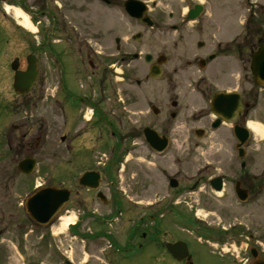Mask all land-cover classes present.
Instances as JSON below:
<instances>
[{
  "label": "flooded vegetation",
  "instance_id": "obj_1",
  "mask_svg": "<svg viewBox=\"0 0 264 264\" xmlns=\"http://www.w3.org/2000/svg\"><path fill=\"white\" fill-rule=\"evenodd\" d=\"M63 1L56 2V7L60 12H70L73 21L53 18L51 37L41 35L34 53L29 54L36 57L38 77L30 94L20 96L23 100L17 105L21 116L14 124L11 58L5 57L9 60L7 71L0 75V188L3 189L0 193H7L0 197V264H12L13 252L21 257L26 251L22 241L33 233V229L28 230L29 223L48 232L66 214L75 219L69 227V236L74 241L105 252L102 241L109 240L112 242L109 250L127 260L136 252L147 250L151 264H186L187 257L176 258L169 250L170 246L182 248L184 243L193 264L202 260L201 251L207 253L209 246H216L217 251L226 249L228 254L233 251V258H224L221 253L208 255L215 264H264V137L250 128L255 124L264 129V87L257 84L252 71L254 57L264 46V4L256 6L249 0L242 41L225 47L224 42L213 47L209 41H198L196 51L188 52L194 58L188 69L197 67V72L206 76L190 86L196 85L190 98L198 102L192 121L198 143L190 153L185 149L179 155L170 154L174 131L182 130L183 146L186 145L189 120L194 114L188 120L182 97L170 101L172 111L155 105L154 84L166 76L168 55L165 54L170 48L169 43H165L168 47H158L155 41L148 42L146 32L157 28L164 33L165 27H172L163 10L157 9L159 4L148 5V17L154 24L151 29L142 21H125L122 0ZM42 2L47 6V0H39ZM97 3L103 11L99 31L94 30L89 15ZM196 5L180 22H192L189 16ZM201 13V16L205 14L204 7ZM175 17L171 13L167 16L168 21H174ZM122 22H126L131 35L123 34L126 28ZM172 29L178 31L180 25L174 24ZM195 33L201 37L197 30ZM29 55L19 58L21 71L27 70ZM45 55L51 63V73L43 70ZM156 69L161 72L159 80L151 74ZM34 90L36 104L29 106ZM176 91L167 89L165 96L171 97ZM221 94L232 97L213 106ZM33 108L35 115L41 117L50 113L47 117L57 130L52 157L58 161L60 153L68 156L67 163L59 161L56 168L73 172L82 169L68 183H55L53 176L46 181L42 178L47 176L41 170L43 162L39 157L45 138L24 116L28 110L33 118ZM147 130L156 132L160 141L149 143ZM161 140H167L166 147L161 146ZM140 149L150 158L151 183L154 185L158 177L161 180L158 189L150 188L146 218L138 217L139 203L121 194L123 188L118 181L126 155ZM195 154L199 163H189L188 156ZM171 157L173 163H168ZM28 159L37 164L36 171L29 176L19 171V164ZM86 172L94 173L95 177L83 186L80 178ZM33 176L42 181L39 188H62L70 192L69 202L47 227L38 225L27 211L28 192L23 189L27 179ZM196 198L198 202L211 203L214 215L229 222V226L213 222L217 228L208 229L189 219L185 205ZM12 199L16 200L14 211L10 210ZM127 214L133 218L129 219L127 249L121 250L108 233L96 230L94 225L100 228ZM238 217L244 221H238ZM9 235L16 236L15 249L4 243ZM44 238L42 233L39 239ZM49 247L51 244L46 247L39 243L36 246L39 259L33 263L75 264L60 260L61 255L55 249L53 260H46ZM218 256L220 260L216 259Z\"/></svg>",
  "mask_w": 264,
  "mask_h": 264
},
{
  "label": "rangeland",
  "instance_id": "obj_2",
  "mask_svg": "<svg viewBox=\"0 0 264 264\" xmlns=\"http://www.w3.org/2000/svg\"><path fill=\"white\" fill-rule=\"evenodd\" d=\"M126 0H122L125 2ZM145 2L147 5L152 6L153 3L159 4L157 9L163 10L165 13V17L167 22L172 25L179 24L180 30L172 31V27H165L166 30H163L164 33L160 29L155 28L154 30H148L147 41H155V44L158 47H168L165 43H169L168 52L165 55H168V62L165 68L166 76L164 79H160L156 81L154 84L156 102L155 105L161 109H166L172 111L170 106V101L175 100L176 97H182L184 106H187L186 114L189 117L196 113L198 110V102L196 99L190 98V94H194V89L196 85L190 87L191 84H196V81L200 77H205V73H198V68L188 69V63L193 61V54H189L188 52H194L195 44L198 41L206 42L209 41L213 47L217 41H224L222 44L225 47L228 43L239 42L243 40L245 28L244 22L247 17V9L249 8V0H141ZM63 3V0H47V6L44 2L39 3V0H6L0 1V66L2 71L0 75L6 73L7 71V58H11V61H15L16 57H20L23 59L27 54L34 53V46L39 41L41 35H52L53 32V18L62 17L66 21H73V15L70 12H60L61 9L56 7L55 3ZM250 2L255 3L256 6L264 4V0H250ZM95 4V2H92ZM195 4H203L205 9V14L202 15L196 22H191L187 24L186 21L180 22V20H184L186 14L190 8H192ZM44 5V6H43ZM12 8V14H9L6 8ZM18 10V11H17ZM23 13L32 25L36 28V31H30L26 28L22 27L19 24V19L15 18V12ZM176 15L174 21H168V14ZM60 14V15H58ZM90 20L94 22V30H100L99 20L103 15L102 9L99 7L97 3L96 6L91 7V11L89 12ZM125 21H130L131 19L126 15L124 11ZM171 22V23H170ZM124 28H126V22L121 23ZM129 28H126V32L124 35H131V32H128ZM197 30L201 37L195 33ZM194 48V49H191ZM147 51V49L145 48ZM9 56V57H8ZM5 57H7L5 59ZM50 61L47 59L46 55L43 57V70L45 73H51L50 70ZM14 73L12 72L11 78L13 80ZM199 81V80H198ZM4 87V84H3ZM173 89H177L175 95L171 94V97L165 96V92ZM193 90V92H192ZM36 92L33 91V96L31 98V103L29 106L36 104ZM177 95V96H176ZM10 98L12 100V108H11V121L12 123H16L19 121V116H21L20 106L17 105L21 103L23 98L18 97L14 89L11 87ZM160 101H159V99ZM33 118H31V111H26L24 116L28 117V120L31 124H33L37 129H40L43 133L42 135L45 138L44 150L39 154L40 161L43 162L41 166L42 172L45 170L47 176H42V178L46 181L54 177L55 183H68L74 177H78L79 173L82 171L81 168L77 169L73 172V170L66 171V169L61 168L59 171L56 168V163L61 162L63 164L67 163L68 156L66 154L60 153V160H56L53 156V146L57 144V130L52 123L50 117H47L50 113L41 117L40 115H35V111L33 108ZM195 115H192L188 124V137L187 144L183 146L184 139L181 138L182 130L178 128L174 131L175 140L173 141L172 153H177L179 155L184 154V150L187 149V153H190L193 148H195L198 143V139L196 138L195 131ZM178 125V122L176 123ZM209 146L211 144L209 143ZM212 153V152H210ZM177 158L176 156H174ZM189 163H199L197 161V156L190 155L188 156ZM149 155L143 149L137 151V153H133L130 155H126L125 160L123 162L124 167H121V171L119 175L121 176L118 181L121 182V188H123L122 195H125L128 200L131 199L135 202H138V217H145L147 214L149 196L151 194L150 188L158 189L160 187V178L158 177L155 186L151 183L150 178V169L151 164L149 161ZM127 160V161H126ZM167 164V162H165ZM168 163H173V157L170 158ZM55 166V167H54ZM40 169V168H39ZM57 169L58 173L55 172ZM173 173V171L171 172ZM42 175V173H41ZM37 176V175H36ZM36 176L30 177L27 179V186L23 189V192H30V190L39 185L42 181L40 179H36ZM159 179V180H158ZM163 186V184H162ZM161 186V187H162ZM3 190L0 188V191ZM0 197H4L7 195L4 193H0ZM13 196L12 198H14ZM14 199H17L15 197ZM197 200V198L195 199ZM193 200H188V204L185 205L188 211V217L191 220H195L202 225L200 227H207L208 229L217 228L213 224V222L221 223V226H229V222L224 219L215 216L212 210L211 203H205L203 201L198 202ZM14 201L11 202V211H14ZM10 211V212H11ZM73 218L70 214L63 215L61 219L53 226L52 230L48 232L40 231L29 223L28 230L33 229V233L28 234L27 238L22 241V244L26 248V251L23 252L21 257H18L15 252H13L12 256V264H24V259H26V264H35L34 261L37 262L39 259L36 252V246L41 243L47 247V244H51V247L47 248L49 250L47 255H49L46 260H53L52 254L53 249L57 251L58 255H61L60 260H65L69 262H73L75 264H151L150 260H148V252L147 250H143L141 252H136L133 255L132 259H124L119 258L120 254L115 253V255L109 250L112 242L109 240L102 241V250H106L105 252H101V249L97 248H89L86 244L81 243L80 241H74L72 237L69 236V228L66 230L60 231L63 223ZM131 215H123L120 216L117 220L112 221L111 223H106L102 225V227H98V225H94L96 230H102L104 233H108L118 245L121 247V250H126V240L127 234L130 231L129 227L131 222ZM137 218V217H136ZM199 218V220H197ZM238 221H244L241 217H238ZM237 222V220H234ZM144 226L140 229V232L143 231ZM45 234V238L41 241L39 237ZM205 233V232H204ZM49 235V237H48ZM8 240V241H7ZM7 240L4 242L5 245L11 247V249H15L14 244H17L16 236L9 235L7 236ZM114 243V242H113ZM115 243V244H116ZM60 249V250H59ZM207 253H202L203 258L201 257V261L198 264H215V261L211 258L213 253H221L224 255V258L231 257V253L228 254V250H216V246H209ZM239 252V250H238ZM237 252V254H238ZM210 255V256H208ZM118 258V259H117ZM216 258V257H215ZM219 256L216 258L217 260ZM59 261V259H58ZM116 262V263H115ZM47 264V263H46Z\"/></svg>",
  "mask_w": 264,
  "mask_h": 264
},
{
  "label": "water",
  "instance_id": "obj_3",
  "mask_svg": "<svg viewBox=\"0 0 264 264\" xmlns=\"http://www.w3.org/2000/svg\"><path fill=\"white\" fill-rule=\"evenodd\" d=\"M125 9L127 13L136 19L146 21L149 23V26L152 27L153 23L148 21L145 17L147 16V8L146 6L137 0H128L125 2ZM201 10V7H197L196 15L192 18H196ZM193 14V13H192ZM28 71L23 73L19 71V62L16 61L12 64V69L15 71V82L14 89L18 94H26L30 91L33 83L37 77V63L35 58H28ZM253 74L259 84H264L261 82L264 79V46L258 51L256 56L254 57V65H253ZM154 78H159L161 72L159 70H152L151 72ZM232 97L229 94H221L213 103V106L217 104V102L222 103L224 100ZM242 132H246L242 130ZM147 140L152 144L154 140L160 141L158 134L152 130H147ZM161 146L164 148L167 146V140H161ZM161 150V149H160ZM35 161L27 160L19 165V169L22 173L26 175H30L35 170ZM95 174L88 173L81 178V184L86 185V183L94 178ZM95 188V187H94ZM70 199V194L68 190H58V189H45L37 192L33 197H31L28 201V209L32 214L35 221L41 223L43 225L48 224L51 219L55 216L58 210L65 205ZM169 250L174 254L176 258H185L187 257V264H193L191 257L188 253V248L186 244H182V248L179 246H170ZM181 250V251H180ZM180 251V253H178Z\"/></svg>",
  "mask_w": 264,
  "mask_h": 264
},
{
  "label": "bare ground",
  "instance_id": "obj_4",
  "mask_svg": "<svg viewBox=\"0 0 264 264\" xmlns=\"http://www.w3.org/2000/svg\"><path fill=\"white\" fill-rule=\"evenodd\" d=\"M12 8H9L7 7L6 10L9 14H12ZM18 11V10H17ZM15 12V18L19 19V24L26 28L27 30H30V31H36V28L32 25V23L29 21V19L21 12ZM250 128L255 132V134L257 135H261V130L259 129V127L257 125H254V124H251L250 125ZM73 222H75V219L74 218H70L68 220H66L60 231H63V230H66Z\"/></svg>",
  "mask_w": 264,
  "mask_h": 264
}]
</instances>
